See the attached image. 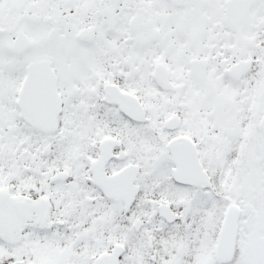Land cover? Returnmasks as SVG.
Returning <instances> with one entry per match:
<instances>
[{
    "label": "snow or ice",
    "instance_id": "6c2138e0",
    "mask_svg": "<svg viewBox=\"0 0 264 264\" xmlns=\"http://www.w3.org/2000/svg\"><path fill=\"white\" fill-rule=\"evenodd\" d=\"M0 264H264V0H0Z\"/></svg>",
    "mask_w": 264,
    "mask_h": 264
}]
</instances>
